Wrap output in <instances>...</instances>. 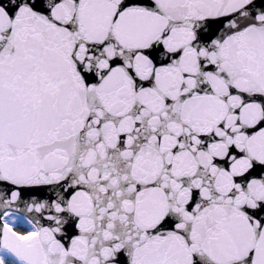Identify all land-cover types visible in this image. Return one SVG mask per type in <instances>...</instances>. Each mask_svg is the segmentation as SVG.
<instances>
[{
  "label": "snow or ice",
  "instance_id": "snow-or-ice-1",
  "mask_svg": "<svg viewBox=\"0 0 264 264\" xmlns=\"http://www.w3.org/2000/svg\"><path fill=\"white\" fill-rule=\"evenodd\" d=\"M0 264H264V0H0Z\"/></svg>",
  "mask_w": 264,
  "mask_h": 264
}]
</instances>
